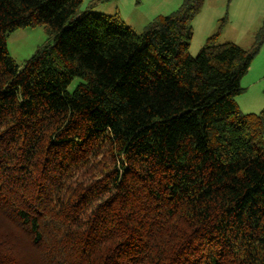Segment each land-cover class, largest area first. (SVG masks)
<instances>
[{"label": "trees", "instance_id": "16d2710c", "mask_svg": "<svg viewBox=\"0 0 264 264\" xmlns=\"http://www.w3.org/2000/svg\"><path fill=\"white\" fill-rule=\"evenodd\" d=\"M82 2L0 0V264H264V108L235 103L264 19L191 57L203 0L140 33Z\"/></svg>", "mask_w": 264, "mask_h": 264}, {"label": "rangeland", "instance_id": "374dc122", "mask_svg": "<svg viewBox=\"0 0 264 264\" xmlns=\"http://www.w3.org/2000/svg\"><path fill=\"white\" fill-rule=\"evenodd\" d=\"M183 0H83L80 11L89 9L96 14H118L123 23L136 33L154 19L176 11ZM264 19V0H203L199 13L193 18V36L188 53L195 57L205 40L219 28L217 43L231 42L248 49L253 35ZM47 40L42 27H27L9 33L5 44L9 56L22 65ZM75 79L67 91L72 92ZM241 94L235 103L243 114H256L264 108V43L240 80ZM264 141V137H263Z\"/></svg>", "mask_w": 264, "mask_h": 264}]
</instances>
